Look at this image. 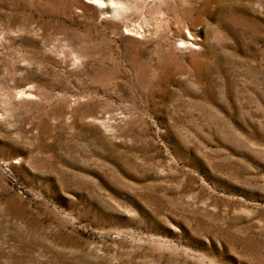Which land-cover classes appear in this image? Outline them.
Here are the masks:
<instances>
[{"label": "rangeland", "instance_id": "rangeland-1", "mask_svg": "<svg viewBox=\"0 0 264 264\" xmlns=\"http://www.w3.org/2000/svg\"><path fill=\"white\" fill-rule=\"evenodd\" d=\"M0 0V264H264V0Z\"/></svg>", "mask_w": 264, "mask_h": 264}, {"label": "bare ground", "instance_id": "bare-ground-1", "mask_svg": "<svg viewBox=\"0 0 264 264\" xmlns=\"http://www.w3.org/2000/svg\"><path fill=\"white\" fill-rule=\"evenodd\" d=\"M102 1H103V0H99V1H98V2H99V4H101V5H102V3H103Z\"/></svg>", "mask_w": 264, "mask_h": 264}]
</instances>
